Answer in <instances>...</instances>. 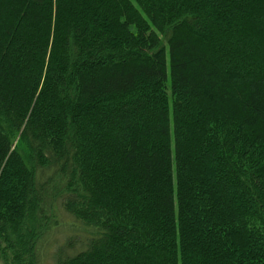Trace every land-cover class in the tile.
<instances>
[{
  "label": "trees",
  "instance_id": "1",
  "mask_svg": "<svg viewBox=\"0 0 264 264\" xmlns=\"http://www.w3.org/2000/svg\"><path fill=\"white\" fill-rule=\"evenodd\" d=\"M43 253L264 264V0H0V264Z\"/></svg>",
  "mask_w": 264,
  "mask_h": 264
},
{
  "label": "rangeland",
  "instance_id": "2",
  "mask_svg": "<svg viewBox=\"0 0 264 264\" xmlns=\"http://www.w3.org/2000/svg\"><path fill=\"white\" fill-rule=\"evenodd\" d=\"M166 61H167V65H168L169 58H168L167 53H166ZM168 78H169V68H168ZM58 216H60L57 219V221H59L58 222L59 226L51 232V238L48 241V242H50L52 240L55 243L56 247L62 246L64 239H66L70 236L72 237L74 235L77 236V234L79 233L78 231L84 229L83 226H81L80 224H78L77 222L72 220V218L65 217L64 215H62L60 213H58ZM79 234L84 235L82 232ZM45 245H47V242L45 243ZM51 255H52L51 253H49V254L43 253L42 254V259L45 261L44 264H52Z\"/></svg>",
  "mask_w": 264,
  "mask_h": 264
}]
</instances>
